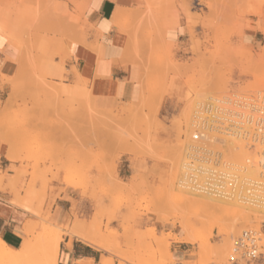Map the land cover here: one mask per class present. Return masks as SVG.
Listing matches in <instances>:
<instances>
[{
	"label": "rangeland",
	"instance_id": "374dc122",
	"mask_svg": "<svg viewBox=\"0 0 264 264\" xmlns=\"http://www.w3.org/2000/svg\"><path fill=\"white\" fill-rule=\"evenodd\" d=\"M39 5H32L36 14ZM207 6L202 17L194 13L189 20L193 55L189 60L183 62L168 46L136 50L145 64V105L142 99L101 102L72 93L75 86L86 90L89 86L77 80L67 46H21L26 75L9 105L11 87L0 75V124L7 128L1 135L22 157L11 162L4 156L0 194L12 204L25 197L37 227L32 235L25 234L34 242L30 254L21 259L23 264H63L66 237L70 242L78 238L70 233L75 221L96 219L102 236L93 234L101 246H94L101 253L97 264H231L228 248L246 229L258 233L262 255L257 264H264V223L260 228L253 222L255 226L245 222L240 227L230 217L238 208L228 209L230 213L208 209L204 201L174 191L178 146L186 126L195 123L194 116L189 117L191 102L226 93L264 92V0H207ZM251 14L258 17L256 23L248 19ZM257 23L261 32L256 42L245 43L244 32L257 29ZM68 189L72 218L59 224L53 208ZM157 211L167 219L161 222V231L152 222ZM186 221L188 232L180 224L185 226ZM55 227L67 233L56 258L47 249V233ZM165 237L169 247L159 244ZM173 242L190 246L188 260L176 261ZM22 243L13 248L21 250Z\"/></svg>",
	"mask_w": 264,
	"mask_h": 264
},
{
	"label": "crops",
	"instance_id": "0c3cea01",
	"mask_svg": "<svg viewBox=\"0 0 264 264\" xmlns=\"http://www.w3.org/2000/svg\"><path fill=\"white\" fill-rule=\"evenodd\" d=\"M37 2L40 9L36 14L32 5ZM6 3L13 4L4 8ZM207 11V0H0V15L4 18L7 14L9 20L7 30L0 28V75L15 74L19 61L25 57L21 46H67L71 56L69 65L76 67L77 80L89 86V94L79 85L72 93H85L101 102L143 99L145 64L137 57L136 50L168 46L183 62L189 60L193 57L189 20L194 13L202 17ZM248 19L258 21L253 14ZM259 26L261 23H257V29L244 32L245 43L256 42L261 32ZM1 153L4 155H0V166H3L6 155L4 151ZM71 184L79 187L77 183ZM68 191L57 199L53 208V219L59 224L72 218ZM32 219L30 211L15 206L0 194V237L7 245L16 248L29 238L25 237L26 233L30 234L27 221ZM157 219L153 218L152 222L161 231L164 222ZM78 238L70 242L66 237L61 249L66 260L63 264L99 263V249ZM171 250L181 263L188 260L191 248L185 242H173Z\"/></svg>",
	"mask_w": 264,
	"mask_h": 264
},
{
	"label": "bare ground",
	"instance_id": "6f19581e",
	"mask_svg": "<svg viewBox=\"0 0 264 264\" xmlns=\"http://www.w3.org/2000/svg\"><path fill=\"white\" fill-rule=\"evenodd\" d=\"M8 23L7 14L4 18L0 15V28L2 30H7ZM42 49L44 50V48ZM25 75L26 59L22 57L15 74L11 77H6L11 87L6 105L11 104L16 99L17 89L20 84H23ZM146 100L147 94H145L141 102L145 105L147 103ZM191 103L193 111L190 104L188 107L190 106L189 111L191 109L193 114H189V117L191 115L192 117L194 116L192 120L195 123L194 126L191 123L190 126H186L187 130L184 131L185 134H183L180 146H178L179 153L176 152L179 155L178 163L176 168H174L176 169V177L173 180L175 193H180L183 198L190 197L191 199H196V201L200 199L199 201H204L205 205L210 207L208 209H216L220 212L229 211L228 209L230 208H238L240 211L236 212L233 210L235 213L231 212L232 215L230 217L232 216L233 220H231L233 222H239L240 224L253 222L257 223L256 226L260 228L261 224L264 223V131L261 130V127H257L260 124L259 120H262V117L257 112L264 108L263 96L254 98L234 92L226 93L219 97H205L197 101L194 100ZM60 105L62 106V104ZM3 113L5 114V112ZM0 123L3 124V122ZM186 124L189 123L187 122ZM5 129L7 128L0 124V152L4 151L8 160L18 162L20 158L22 160V157L20 156L19 158L17 155L16 147L10 140L4 138V134V136L1 135L2 132L5 133ZM214 143L219 144L218 150L215 148L217 144ZM225 158L227 160H223ZM3 181L4 179L0 178V185H3ZM5 188L6 190L10 189ZM166 191L164 192L166 193ZM14 204L27 209L31 213L34 210L31 209L32 204H29L25 197L22 200L17 199ZM156 215L158 220L166 222L167 219L164 214L157 211ZM98 223L97 219L88 223L75 221L70 233L98 247L100 246L99 239L96 240L93 237V234L102 237L100 223ZM180 224L188 232L186 227L189 224L188 221L185 222V226L184 223ZM240 227H242V224ZM36 228V222L33 219L27 222V230L30 235L34 233L33 229ZM58 229L55 227L54 230L47 233V249L54 258L58 256L63 235L66 233L62 234L57 231ZM233 232L235 233L236 231ZM233 232L230 233L233 234ZM234 235L236 233L232 237ZM261 236L263 237L262 232ZM185 238L186 241L192 242L190 238ZM32 239L25 240L21 245V250L17 251L7 245L0 237V264H23L21 259L30 254L33 249L34 241ZM168 239L165 237L159 244L169 247ZM262 240L264 243V239ZM231 247L230 245L228 249L231 250Z\"/></svg>",
	"mask_w": 264,
	"mask_h": 264
},
{
	"label": "built area",
	"instance_id": "2783aa9c",
	"mask_svg": "<svg viewBox=\"0 0 264 264\" xmlns=\"http://www.w3.org/2000/svg\"><path fill=\"white\" fill-rule=\"evenodd\" d=\"M240 94L245 96H251L254 98H257L258 96H263L264 104V92L259 91L256 94ZM257 114L262 117V120H259L260 124L257 127H261V130L264 131V108L261 111L257 112ZM260 250V237L258 236V233L251 230H245L242 235L234 242L231 248V252L229 254V262L231 264H257L262 255Z\"/></svg>",
	"mask_w": 264,
	"mask_h": 264
}]
</instances>
